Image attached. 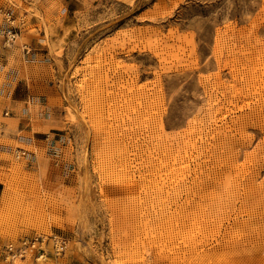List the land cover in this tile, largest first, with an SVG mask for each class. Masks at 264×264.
<instances>
[{
	"label": "rangeland",
	"instance_id": "rangeland-1",
	"mask_svg": "<svg viewBox=\"0 0 264 264\" xmlns=\"http://www.w3.org/2000/svg\"><path fill=\"white\" fill-rule=\"evenodd\" d=\"M0 183L13 264H264V0H0Z\"/></svg>",
	"mask_w": 264,
	"mask_h": 264
},
{
	"label": "built area",
	"instance_id": "built-area-1",
	"mask_svg": "<svg viewBox=\"0 0 264 264\" xmlns=\"http://www.w3.org/2000/svg\"><path fill=\"white\" fill-rule=\"evenodd\" d=\"M6 22L9 23L5 31L6 44L8 42H14L17 34L13 31L12 23L13 20L10 18V14L6 13ZM25 51L28 53L29 49L24 46ZM23 151H17L13 154L14 158L20 159L24 156ZM50 246L51 251L57 257L64 254L67 247V240L56 234H35L30 237H22L15 243H4L0 244V260L6 264H13L16 260H24L29 254L32 260H36L43 255L47 256V247Z\"/></svg>",
	"mask_w": 264,
	"mask_h": 264
},
{
	"label": "crops",
	"instance_id": "crops-1",
	"mask_svg": "<svg viewBox=\"0 0 264 264\" xmlns=\"http://www.w3.org/2000/svg\"><path fill=\"white\" fill-rule=\"evenodd\" d=\"M32 50H33V52H36L37 49L33 48ZM35 56H36V54H34V57ZM1 62H2L1 64L3 67L9 66V64L12 65V62L10 63L9 59H6V58L1 59ZM14 75H15V71L11 68L7 73V78L8 79L13 78ZM8 89H9L8 90L9 91V99L13 104L12 107L15 108L18 103H21L23 101V100L16 98V94L18 92V85L15 84L13 87H10ZM5 103H7V102H5ZM3 190H4L3 185L0 183V200H1Z\"/></svg>",
	"mask_w": 264,
	"mask_h": 264
},
{
	"label": "bare ground",
	"instance_id": "bare-ground-1",
	"mask_svg": "<svg viewBox=\"0 0 264 264\" xmlns=\"http://www.w3.org/2000/svg\"><path fill=\"white\" fill-rule=\"evenodd\" d=\"M173 196V194H172ZM175 213V212H174ZM176 214V213H175ZM174 214V215H175ZM169 217H173L171 214H169ZM28 256V255H27ZM46 256L43 257V255L41 257H39L38 259H36L35 261H39V260H42L43 258H45ZM34 261V260H33Z\"/></svg>",
	"mask_w": 264,
	"mask_h": 264
}]
</instances>
